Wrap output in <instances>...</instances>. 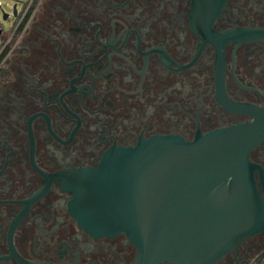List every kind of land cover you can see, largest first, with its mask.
<instances>
[{
	"label": "flooded vegetation",
	"instance_id": "flooded-vegetation-1",
	"mask_svg": "<svg viewBox=\"0 0 264 264\" xmlns=\"http://www.w3.org/2000/svg\"><path fill=\"white\" fill-rule=\"evenodd\" d=\"M16 9L11 32L0 24V264H132L124 234L82 229L67 184L117 147L255 122L264 0H43L22 20ZM249 158L264 197V139ZM215 264H264V232Z\"/></svg>",
	"mask_w": 264,
	"mask_h": 264
},
{
	"label": "water",
	"instance_id": "water-1",
	"mask_svg": "<svg viewBox=\"0 0 264 264\" xmlns=\"http://www.w3.org/2000/svg\"><path fill=\"white\" fill-rule=\"evenodd\" d=\"M250 110L258 116L253 123L192 142L156 135L113 149L97 169L78 171L67 189L79 225L96 237L124 234L136 248L132 264L223 260L264 232V197L255 179L261 168L249 158L264 139V109Z\"/></svg>",
	"mask_w": 264,
	"mask_h": 264
},
{
	"label": "rangeland",
	"instance_id": "rangeland-1",
	"mask_svg": "<svg viewBox=\"0 0 264 264\" xmlns=\"http://www.w3.org/2000/svg\"><path fill=\"white\" fill-rule=\"evenodd\" d=\"M17 0H0V24L3 27L5 33H9L13 30L17 19L13 15L12 6ZM19 11L22 10L21 4L18 6ZM3 13H7L10 17L7 20L3 19Z\"/></svg>",
	"mask_w": 264,
	"mask_h": 264
},
{
	"label": "built area",
	"instance_id": "built-area-1",
	"mask_svg": "<svg viewBox=\"0 0 264 264\" xmlns=\"http://www.w3.org/2000/svg\"><path fill=\"white\" fill-rule=\"evenodd\" d=\"M42 1L43 0H17L14 5H16L17 8H19V4H21L22 6V10H18L20 20H22L29 11H31L36 5H38ZM14 5L12 6V9L14 8Z\"/></svg>",
	"mask_w": 264,
	"mask_h": 264
}]
</instances>
